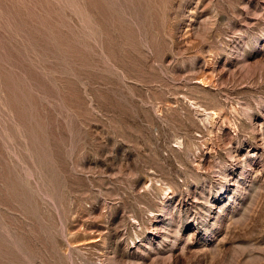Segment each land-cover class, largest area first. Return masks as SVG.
<instances>
[{
    "label": "rangeland",
    "instance_id": "1",
    "mask_svg": "<svg viewBox=\"0 0 264 264\" xmlns=\"http://www.w3.org/2000/svg\"><path fill=\"white\" fill-rule=\"evenodd\" d=\"M0 264H264V0H0Z\"/></svg>",
    "mask_w": 264,
    "mask_h": 264
}]
</instances>
